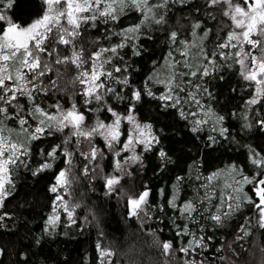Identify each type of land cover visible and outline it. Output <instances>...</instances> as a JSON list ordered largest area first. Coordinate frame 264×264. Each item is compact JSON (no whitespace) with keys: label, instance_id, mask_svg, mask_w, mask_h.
I'll return each instance as SVG.
<instances>
[{"label":"snow or ice","instance_id":"1","mask_svg":"<svg viewBox=\"0 0 264 264\" xmlns=\"http://www.w3.org/2000/svg\"><path fill=\"white\" fill-rule=\"evenodd\" d=\"M188 2L189 0H41V15L30 23L21 25L9 15L16 0H0V209L5 207V201L15 191L19 168L28 167L26 160L31 154L32 142L64 133L65 130L68 133L63 137L62 143L54 145L47 153L53 162L59 153L69 167L57 173L55 183L49 188L56 195L46 221V233L58 226L61 210L71 223H76L74 213L80 204H74L70 208L65 200V195H70L68 189L73 179L70 174L76 153L87 164L97 162L92 172L100 167L98 161H102L106 153L113 155L112 167L119 175L104 178L109 192L114 191L124 175L128 174L125 165L130 162L143 165V156L138 154V149L140 153L151 152L160 145L157 155L162 165L171 163V158L161 144L163 130L155 129L152 123L138 119L137 105L145 96L159 101L161 109L175 110L180 119L191 124L190 131L193 133L202 131L203 125L214 120L220 127H213L212 130L227 139L229 129L223 127L225 116L205 104V97H214L203 83L204 78L214 77L224 66L232 68L238 65L239 76L251 88V94L245 101L246 112L241 116L246 123L241 127H253L249 121L251 115L256 125L264 131V117L260 116L259 110L252 111L257 105L264 108V0H204L203 8L209 18L215 20L216 12L225 18L220 24L221 29H227L224 36L221 37L217 32L214 43L209 47L205 41L212 29L203 28L201 31L202 22H191L187 36L183 35V25L180 30L169 27L168 51L159 67L153 68L152 74L140 88L135 87L127 75L129 65L126 62L121 66L112 65L110 69L107 67L112 64L113 59L123 61L120 52L125 48L132 49L133 54L139 56L143 49L137 42L141 37L151 39L154 26H159L155 30H160L169 24L167 17L172 7ZM209 9L212 11H208ZM200 10L196 9L198 12ZM131 13L137 14V23L112 33L121 37L120 42L86 52L78 39L84 26L95 28L97 21L104 25L119 24L123 17ZM155 64L156 61H153V65ZM69 68L73 74L65 80ZM114 73L124 75L121 77ZM219 79L223 80L224 77L220 76ZM113 85H119L120 89L117 90ZM149 85H160L162 90L157 94ZM125 89L126 95L123 94ZM57 94L67 95L70 106L65 107L60 99H55ZM76 96L82 97L80 107L74 99ZM109 98L127 101L125 110L118 112L108 103ZM93 112H107L112 119L106 123L97 116L89 124L86 113ZM231 115L238 114L232 112ZM125 124L128 128H124ZM97 137L103 141V148L94 143ZM74 138L73 152L69 151L67 145ZM208 139L212 143L216 142L215 137L209 136ZM81 142L85 143L87 151L80 150ZM247 147L248 161L253 166L251 175H246L241 166L232 164L207 177H195L204 181L200 185L205 190L203 195L197 189L192 200L178 204L177 194L167 201L168 207L178 213V216L169 217L176 229V237H189V240L184 243L181 239V246L176 248L171 240L160 242L158 238H154L152 243L164 256L175 251L190 256L196 249L205 247L204 236H198L196 230L189 228V223L200 225V232H203L200 218L222 226L229 216L241 210L244 205L250 206L258 217V226L264 229V154L251 146ZM125 153L129 155H123ZM87 164L81 169L84 176L90 174ZM52 167L53 163L46 161L32 175H38ZM184 179L177 177V183ZM246 186H249L248 191H245ZM217 189L221 193L219 196ZM160 194L163 195V189ZM150 195V190L145 188L138 196L129 198L131 216L139 217L142 212L147 215L145 209L150 207ZM213 200L217 203L213 204ZM159 208L164 212L163 205H159ZM6 216V212L0 215V222ZM177 219L181 223H177ZM239 231L243 233L239 239L250 234L244 225H241ZM96 247L99 264H112L116 253L99 243ZM185 264H196V261L189 259Z\"/></svg>","mask_w":264,"mask_h":264},{"label":"trees","instance_id":"2","mask_svg":"<svg viewBox=\"0 0 264 264\" xmlns=\"http://www.w3.org/2000/svg\"><path fill=\"white\" fill-rule=\"evenodd\" d=\"M203 5L204 0H189L185 5L173 6L167 17L169 24L160 30H155L159 26H154L151 39L141 37L137 42L143 49L139 56L134 55L132 49L125 48L120 52L123 61L113 59L112 64L107 67L110 69L112 65L121 66L126 62L129 65L127 75L130 80L135 87H142L146 78L152 74L153 68L159 67L168 51L169 27L180 30L183 25V35L187 36L190 23L195 21L202 22L201 31L203 28L212 29V33L205 41V44L211 47L217 32L223 37L227 31L226 28H220L225 18L221 17L219 12L214 13L215 20L209 18ZM198 8L201 9L199 12L196 11ZM41 12V0H16L9 15L14 21L25 25L41 15ZM137 21L138 17L135 13L123 17L119 24L104 25L97 21L95 28L84 26L78 39L86 52L95 51L97 47H108L120 42L121 37L112 33ZM153 61H156L155 65ZM238 67V65L232 68L224 66L214 77L204 78L203 81L214 97L212 99L205 97L204 102L213 111L225 116L223 127L229 129L227 139L212 130L213 127H220L214 120L203 125L202 131L193 133L190 131L191 124L180 119L175 110L161 109L159 101L145 96L137 105L138 119L152 123L155 129L163 130L160 136L161 144L171 158V163L162 165L157 155L160 145H157L151 152L143 153V165L132 166L119 186L109 192L105 187L104 178L113 173L112 154L106 153L105 158L98 161L100 167L92 172L97 162L87 164V161L76 153L73 156L74 167L70 174V178H73L68 189L70 195H65L70 208L74 204H80L74 213L76 223H71L66 213L61 210L58 226L47 233L46 221L51 214V206L56 195L51 193L49 188L55 183L57 173L69 167L59 153L54 162L47 153L54 145L62 143L68 130L32 142L31 154L26 160L28 167L19 168L15 191L5 201V207L0 209V215L8 213V216L0 222V250H2L0 264H99L96 247L98 243L116 253L112 258V264H185L189 259H194L196 264H264V229L258 226V217L248 205H244L241 210L229 216L222 226L216 225L214 221L200 218L203 232L198 230L200 225L189 223V228L196 230L198 236H204L206 245L196 249V252L190 256H184L179 251L164 256L152 243L154 238H158L160 242L171 240L174 247L178 248L181 246V239L184 243L189 240V237H176V229L169 217L178 216V213L168 207L167 201L177 194L178 204L192 200L197 189L203 195L205 190L200 185L204 181L195 177H207L217 170L227 169L232 164L241 166L246 175H251L253 166L248 161L247 146L264 154V131L256 125L255 119L249 115V121L253 125L251 129L241 127L246 123L241 116L246 112L245 101L251 94V88L239 76ZM72 74V69L69 68L64 79L67 80ZM114 75L122 77L124 73H114ZM220 76L224 79H219ZM149 86L157 94L162 90L160 85ZM113 87L120 89L119 85ZM123 94H127V89ZM61 95L63 94H57L55 99H60L65 107L70 106L67 95H63L62 99ZM74 99L80 107L82 97L76 96ZM108 103L118 112H123L127 101L109 98ZM257 110L260 116L264 117V108L257 105L252 109L253 112ZM232 112L238 115L232 116ZM86 115L89 117V124L97 116L104 120L110 118L107 112H93ZM209 136L215 137L216 142L212 143L208 139ZM94 143L100 148L104 147L103 141L98 137ZM74 145L75 138L67 145L69 151H75ZM80 150L87 151L84 142H81ZM46 161L52 162L53 167L38 175H32V172ZM86 164L90 171L88 176L82 175L81 171L82 166ZM177 177L185 179L177 183ZM248 187H245V191H248ZM145 188L151 192L148 198L150 207L145 209L147 215L142 212L139 217H133L130 215L128 200L138 196ZM161 189L163 195L160 194ZM217 195H221L219 189ZM216 203L217 201L213 200V204ZM159 205L164 206V212L160 211ZM210 214L206 213V215ZM177 223H181V220L177 219ZM241 225H244L250 233L243 239L238 238L243 236L239 231ZM208 237L211 239L209 240Z\"/></svg>","mask_w":264,"mask_h":264},{"label":"rangeland","instance_id":"3","mask_svg":"<svg viewBox=\"0 0 264 264\" xmlns=\"http://www.w3.org/2000/svg\"><path fill=\"white\" fill-rule=\"evenodd\" d=\"M111 119H112V117H111V115H110L109 120H104V119H102V120H104V121L107 123V122H110ZM124 128H128V125L125 124V125H124ZM98 138H99V137H98ZM137 151H138V154H142V156H143V153H144V152H143V153H140V152H139V149H138ZM123 155H129V154H128V153H125V154H123ZM112 156H113V155H112ZM134 165H135V164H133V163H131V162H130L129 164L125 165V168H126V170H127V173L130 171V169H131L132 166H134ZM112 171H113L112 175H119V173L115 172L114 168H113ZM128 176H129V175H128ZM124 177H126V175H124ZM124 177H123V178H124ZM122 180H123V179H122ZM122 180H121V181H122ZM117 186H119V185H117ZM117 186H116V188H117ZM129 208H130V206H129Z\"/></svg>","mask_w":264,"mask_h":264}]
</instances>
